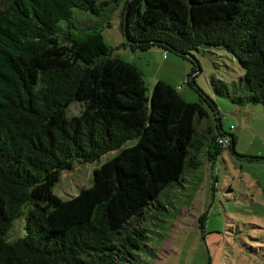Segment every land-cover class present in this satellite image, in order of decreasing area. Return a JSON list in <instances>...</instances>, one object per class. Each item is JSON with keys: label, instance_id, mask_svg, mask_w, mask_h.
<instances>
[{"label": "trees", "instance_id": "16d2710c", "mask_svg": "<svg viewBox=\"0 0 264 264\" xmlns=\"http://www.w3.org/2000/svg\"><path fill=\"white\" fill-rule=\"evenodd\" d=\"M113 1L132 49L181 56L193 85L200 65L192 51L223 46L249 93L212 79L216 92L264 106V0ZM74 8L96 11L97 0H0V264H124L150 235L133 227L117 245L121 228L149 204L166 207L158 194L192 180L200 152L214 163L224 147L235 151L234 133L227 146L216 141L227 132L210 95L198 87L200 99L188 101L163 79L148 92L142 70L112 55L98 25L73 30ZM75 100L81 111L67 114ZM129 138L135 143L95 167L90 185L68 198L54 192L62 170ZM22 214L25 233L7 240Z\"/></svg>", "mask_w": 264, "mask_h": 264}, {"label": "rangeland", "instance_id": "374dc122", "mask_svg": "<svg viewBox=\"0 0 264 264\" xmlns=\"http://www.w3.org/2000/svg\"><path fill=\"white\" fill-rule=\"evenodd\" d=\"M98 9L74 8L73 30L80 31L98 25L106 43L113 47L112 55L137 64L150 92L158 77L171 82L188 101L200 99L197 88L210 95L221 115L223 129L230 137L235 134V151L224 147L214 163L203 156L202 164L184 181L158 194L166 207L158 211L149 204L139 215L121 228V237L133 227H144L150 239L143 249L136 251L124 264H264V106L257 102L232 101L219 94L212 79L234 94L246 96L249 89L243 78L244 69L237 58L223 46L202 45L192 51L200 65L193 85L186 74L191 63L180 57L179 63L168 64L162 58L167 52L151 47L132 49L125 43L120 25L121 4L113 0H97ZM76 18V19H75ZM60 20L59 24H66ZM180 87H179V85ZM210 114L211 107L207 105ZM82 101L71 102L67 114H77ZM212 115V114H211ZM233 124V127H230ZM136 138L125 140L117 149L109 150L89 161H75L71 168L62 170L54 185L61 198L77 194L83 186L91 184L93 170L118 151L134 144ZM246 155L258 156L248 160ZM27 208H25L26 210ZM206 211L205 227L199 225L198 216ZM25 217L20 215L6 233L13 240L25 233ZM119 259V251L113 252Z\"/></svg>", "mask_w": 264, "mask_h": 264}, {"label": "built area", "instance_id": "2783aa9c", "mask_svg": "<svg viewBox=\"0 0 264 264\" xmlns=\"http://www.w3.org/2000/svg\"><path fill=\"white\" fill-rule=\"evenodd\" d=\"M166 55V52L163 53V56ZM230 127H233V124H230ZM216 141L222 145V146H227L230 143V137L227 134L219 135L216 138Z\"/></svg>", "mask_w": 264, "mask_h": 264}, {"label": "crops", "instance_id": "0c3cea01", "mask_svg": "<svg viewBox=\"0 0 264 264\" xmlns=\"http://www.w3.org/2000/svg\"><path fill=\"white\" fill-rule=\"evenodd\" d=\"M176 55V54H175ZM176 57L177 58H179V59H175L174 57H170V55L166 52V55L165 56H163V53H162V58L164 59V60H166L167 61V63L168 64H171V65H173L174 63H179L181 60H180V57L178 56V55H176ZM178 60H180V61H178ZM157 79H162L161 77H158ZM156 79V80H157ZM155 80V81H156ZM164 80V79H163ZM166 81V80H165ZM168 82V81H167ZM170 84H172L174 87H175V85L173 84V83H171V82H169ZM179 85V84H178ZM179 87H180V85H179ZM181 88V87H180ZM222 124V123H221ZM210 161V160H209Z\"/></svg>", "mask_w": 264, "mask_h": 264}, {"label": "water", "instance_id": "95a60500", "mask_svg": "<svg viewBox=\"0 0 264 264\" xmlns=\"http://www.w3.org/2000/svg\"><path fill=\"white\" fill-rule=\"evenodd\" d=\"M192 60H194V61L196 62V60H195V58H194V57H192Z\"/></svg>", "mask_w": 264, "mask_h": 264}]
</instances>
